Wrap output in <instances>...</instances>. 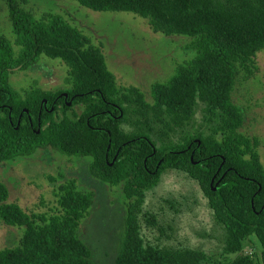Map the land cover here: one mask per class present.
Returning a JSON list of instances; mask_svg holds the SVG:
<instances>
[{
  "label": "trees",
  "instance_id": "trees-1",
  "mask_svg": "<svg viewBox=\"0 0 264 264\" xmlns=\"http://www.w3.org/2000/svg\"><path fill=\"white\" fill-rule=\"evenodd\" d=\"M75 1L92 11L133 13L154 33L187 36L195 56L167 82L154 83L149 102L135 87H118L101 50L64 18L36 19L6 0L13 40L0 37V164L47 148L90 157V174L122 189L124 230L115 264H254L242 252L251 237L264 264V170L258 141L241 132L243 112L231 99L236 78L253 76L264 49V0ZM40 57L65 65V86L14 90L9 76ZM198 105L201 122L194 127ZM168 170L198 184L224 229L223 255H235L232 260L144 241L145 192ZM54 197L51 213H26L8 202L0 182V221L23 228L17 245L0 250V264H92L77 238L92 194L69 180ZM144 219L153 224V217Z\"/></svg>",
  "mask_w": 264,
  "mask_h": 264
},
{
  "label": "rangeland",
  "instance_id": "rangeland-1",
  "mask_svg": "<svg viewBox=\"0 0 264 264\" xmlns=\"http://www.w3.org/2000/svg\"><path fill=\"white\" fill-rule=\"evenodd\" d=\"M38 19L45 13L64 18L98 47L107 70L118 87H135L147 101L154 83H165L180 65L195 56L191 38L152 32L147 20L130 12H98L81 7L75 0H13ZM0 37L13 40L6 0H0ZM256 70L249 79L239 75L231 93L232 102L244 116L241 132L255 137L264 170V49L256 54ZM67 69L58 59L40 57L35 65L9 76L11 87L20 92L36 85L56 91L65 86ZM201 105L193 117L201 122ZM90 157L67 155L53 149H36L28 156L0 164V182L8 190V202L26 213H51L56 207L55 188L72 180L78 190L91 193L92 204L81 219L77 238L89 250L92 264H115L125 218L121 185L108 186L89 172ZM55 178V182L49 181ZM140 233L145 242L167 248L202 250L212 259L232 260L223 255L224 229L207 206L198 184L185 173L168 170L159 183L145 192ZM144 214L153 217L145 222ZM23 228L0 221V250L17 245ZM242 252L259 262V245L254 237L243 243Z\"/></svg>",
  "mask_w": 264,
  "mask_h": 264
}]
</instances>
